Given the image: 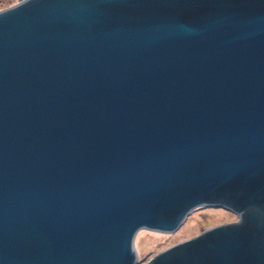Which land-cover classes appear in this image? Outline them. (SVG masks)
Segmentation results:
<instances>
[{
	"label": "water",
	"instance_id": "1",
	"mask_svg": "<svg viewBox=\"0 0 264 264\" xmlns=\"http://www.w3.org/2000/svg\"><path fill=\"white\" fill-rule=\"evenodd\" d=\"M0 264H264V0L0 12Z\"/></svg>",
	"mask_w": 264,
	"mask_h": 264
},
{
	"label": "rangeland",
	"instance_id": "2",
	"mask_svg": "<svg viewBox=\"0 0 264 264\" xmlns=\"http://www.w3.org/2000/svg\"><path fill=\"white\" fill-rule=\"evenodd\" d=\"M19 0H0V12L18 4ZM237 215L223 208H200L188 215L181 227L173 233L140 230L136 234L135 248L140 263L158 252L182 241L198 236V231L231 223Z\"/></svg>",
	"mask_w": 264,
	"mask_h": 264
},
{
	"label": "clouds",
	"instance_id": "3",
	"mask_svg": "<svg viewBox=\"0 0 264 264\" xmlns=\"http://www.w3.org/2000/svg\"><path fill=\"white\" fill-rule=\"evenodd\" d=\"M24 2H26V0H21V3H24Z\"/></svg>",
	"mask_w": 264,
	"mask_h": 264
},
{
	"label": "flooded vegetation",
	"instance_id": "4",
	"mask_svg": "<svg viewBox=\"0 0 264 264\" xmlns=\"http://www.w3.org/2000/svg\"><path fill=\"white\" fill-rule=\"evenodd\" d=\"M238 217V216H237Z\"/></svg>",
	"mask_w": 264,
	"mask_h": 264
}]
</instances>
